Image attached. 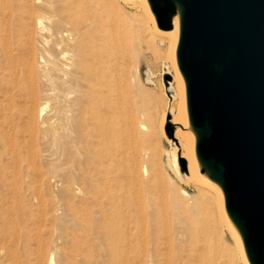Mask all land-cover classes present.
<instances>
[{"label": "rangeland", "instance_id": "1", "mask_svg": "<svg viewBox=\"0 0 264 264\" xmlns=\"http://www.w3.org/2000/svg\"><path fill=\"white\" fill-rule=\"evenodd\" d=\"M98 1L0 0V13H5L0 29V264H112L106 218L85 167L82 116L74 96L66 95L72 82L59 60L65 47L61 32L84 25L93 34L122 41L127 56L121 91L129 100L126 116L135 122L128 158L135 169L134 210L151 223L139 241L158 239L166 245L163 264H181V244L175 239L187 206L202 230L210 264H245L216 190L199 192L172 165L177 127L170 122L172 93L166 94V82L173 77L163 74L173 64L157 22L126 0H111L120 10L116 13H96ZM164 116L169 120L165 133ZM103 200L110 213L115 203ZM146 256L142 251L130 264H150Z\"/></svg>", "mask_w": 264, "mask_h": 264}, {"label": "water", "instance_id": "2", "mask_svg": "<svg viewBox=\"0 0 264 264\" xmlns=\"http://www.w3.org/2000/svg\"><path fill=\"white\" fill-rule=\"evenodd\" d=\"M148 1L166 32L181 9L177 63L201 173L221 186L251 264H264V0Z\"/></svg>", "mask_w": 264, "mask_h": 264}, {"label": "bare ground", "instance_id": "3", "mask_svg": "<svg viewBox=\"0 0 264 264\" xmlns=\"http://www.w3.org/2000/svg\"><path fill=\"white\" fill-rule=\"evenodd\" d=\"M126 1L134 9L144 10L147 17H149L148 19L156 25V17L148 0ZM116 11L120 10L111 0L98 1L96 13L106 14L116 13ZM4 14L0 13V29L4 24L2 17ZM157 32L167 44L168 53L166 54L170 57L168 59L172 60V68H174V72L171 66L165 68L167 71L164 70L163 74L173 77L172 82H166V94L172 93L171 96L169 95L171 99L170 110L173 114L170 122L177 127L174 139L178 141V145L174 149L172 165L181 180L184 181L187 178L188 182L198 187L199 192H203V189L212 190L214 188L224 208L225 198L221 186L211 177L208 170L201 173L205 170V167L199 161L196 153L198 137L190 123L186 84L177 63V48L181 32V9L179 7L177 14L173 17V29L168 32L159 29ZM61 33L65 47L59 53V60L62 62L66 77H69L68 79H71L72 82L69 89L66 90V95L69 98H72V95L74 96L75 105L78 106L76 107L82 116L83 131L81 137L82 143H84L82 151L86 155L85 167L90 171V187L95 195L94 198L106 218L104 236L112 249V264H130L131 260L140 259L142 251H145V255H147L145 257L146 262L149 258L148 262L150 264H163L164 248L166 246L163 245L164 243L159 242L158 239L152 241V238H149L152 242L145 239L139 241L144 231L143 234L146 238L151 223L149 219L146 221L143 215L134 210L135 195L137 194L134 192L135 169L128 165V158L133 140H131L129 130L134 129L135 122L132 118L128 119L126 116L129 100L125 93L121 91L123 73L125 72L126 63H128L122 41L119 39L112 40L107 36V33L93 34L87 25L76 27L73 31L66 30ZM153 51H159V48H155ZM40 58L43 60L44 56L42 55ZM171 72L175 75L173 76ZM174 82H176L175 87ZM177 99V103L174 104ZM45 108V106L42 108V112ZM167 122L169 120H165L164 116L160 125L163 126V132ZM185 167L186 172H184ZM137 168H141L140 161L137 163ZM136 177L138 178V174ZM139 194L141 196V192ZM105 198V202L111 201V205L115 203L110 213L105 209L103 200ZM121 216L124 219L123 222L120 221ZM182 216L181 230L179 229L180 231H178L175 239L177 243L181 244V264H210L208 247L203 239L202 230L196 222L193 210L187 206L182 207ZM224 216L244 263L251 264L241 232L225 211V208ZM132 224L137 230L131 226ZM171 239L170 241H172Z\"/></svg>", "mask_w": 264, "mask_h": 264}]
</instances>
